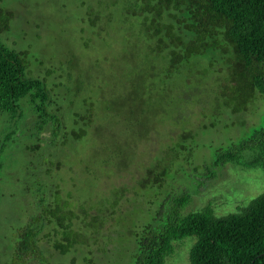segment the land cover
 <instances>
[{
  "label": "rangeland",
  "instance_id": "374dc122",
  "mask_svg": "<svg viewBox=\"0 0 264 264\" xmlns=\"http://www.w3.org/2000/svg\"><path fill=\"white\" fill-rule=\"evenodd\" d=\"M2 4L15 14L2 40L29 50L32 72L46 76L54 89L58 104L52 102L49 111L61 118L64 130L50 119L38 132L39 115L28 99L22 116L0 113V143L5 144L0 264H130L132 232L166 210L171 195L190 193L186 213L211 205L222 215L240 212L264 192V169L213 166L220 149L264 124V98L257 96L241 113L219 114L211 76L200 83V98L189 99L199 80L189 82L186 75L176 78L183 90L169 80L172 92L161 98L166 64L152 51L139 19L127 17L122 0ZM147 78L150 90L144 89ZM75 112L79 121H93L87 135L70 143L67 126L76 133L85 128L83 122L75 124ZM249 154L243 153L242 161ZM56 199L68 200L81 216L83 199L105 208L97 231L74 219L84 242L67 253L54 246L61 238L51 213ZM98 212L92 209L90 215ZM31 225L43 227L37 243L26 248L21 241ZM196 241V236L174 240L167 264H190Z\"/></svg>",
  "mask_w": 264,
  "mask_h": 264
},
{
  "label": "trees",
  "instance_id": "16d2710c",
  "mask_svg": "<svg viewBox=\"0 0 264 264\" xmlns=\"http://www.w3.org/2000/svg\"><path fill=\"white\" fill-rule=\"evenodd\" d=\"M2 1L0 113L20 117L23 102L28 99L30 103H27L39 115L38 132L50 119L55 121L57 129L63 131L61 118L49 111L52 102L58 104L57 98H52L55 96L54 89L46 76L32 72L29 50L8 46L2 40V33L11 28L15 15L13 10L3 6ZM122 2L127 17L139 19L141 30L151 42L152 51L166 64L161 75L165 85L161 89V98H168L172 92V87L168 88L169 80H172V85L176 83V88L183 90L176 79L182 75H186L189 82L199 80V86L192 89L189 99L200 98V93L204 91L200 83L211 76L212 90L215 91L213 100L219 104V114L224 109L241 113L249 108L257 96L264 98V0ZM203 61L207 62V66H200ZM144 89H152L148 78L144 81ZM74 114L77 117L76 112ZM74 121L77 125L83 122L85 128L82 133H76L67 126L65 133L70 143L71 138L80 140L87 135L88 126L92 125L93 120L83 118L79 121L77 117ZM4 146L0 143V179ZM38 150L39 147L33 151ZM247 151L250 152L249 160L242 161L243 153ZM227 163L264 169V124L255 128L249 136L217 152L213 166L218 168ZM162 186L163 179L160 181ZM167 199L173 200L166 204V210H160L152 221L132 232L135 250L130 264H167L166 258L174 251V240L187 236L197 237L190 250V264H264V192L240 212L222 215L217 214L211 205L184 212L191 200L187 191H179ZM61 201L56 199L51 212L61 230V238L54 246L67 253L84 242V232L77 230L80 225L74 219L79 217L86 226L97 231L104 219L100 211L105 208L89 206V200L83 199L81 216L71 209L68 200ZM96 208L100 216L90 215L91 210ZM48 221L54 222L50 218ZM42 227L31 225L26 238L21 241L23 247H32L37 243L36 236Z\"/></svg>",
  "mask_w": 264,
  "mask_h": 264
}]
</instances>
